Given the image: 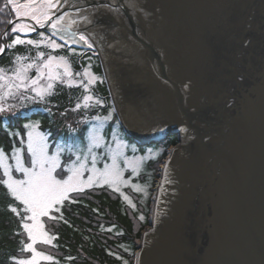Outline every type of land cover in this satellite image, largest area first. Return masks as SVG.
<instances>
[{"label":"water","instance_id":"95a60500","mask_svg":"<svg viewBox=\"0 0 264 264\" xmlns=\"http://www.w3.org/2000/svg\"><path fill=\"white\" fill-rule=\"evenodd\" d=\"M79 3L124 132L178 141L134 264H264V0Z\"/></svg>","mask_w":264,"mask_h":264},{"label":"trees","instance_id":"16d2710c","mask_svg":"<svg viewBox=\"0 0 264 264\" xmlns=\"http://www.w3.org/2000/svg\"><path fill=\"white\" fill-rule=\"evenodd\" d=\"M8 21L10 12L5 0H0V45ZM17 36V33L10 31L6 43L12 44ZM43 37L47 35L40 33L28 37V40L37 42ZM38 53L65 59L70 64L75 81L78 75H83L89 69L96 77V82L85 91L82 86H69L68 81L61 80L51 94L42 98L31 88L11 96V108L0 113V149L7 156L23 146L25 125L30 123H38L51 148H55L61 144L84 145L95 117L104 118L111 114L117 120L100 60L92 50L64 45L51 51L25 41L8 49L7 55L0 59V69L10 70L16 66L20 61H17V57H21V61L30 60L39 64L41 57ZM84 96H91L96 103L85 107ZM78 103L80 108L76 107ZM120 130L125 135L121 127ZM177 142L176 137L170 136L160 144L165 150L163 160L168 149L176 146ZM2 179L4 176L0 169ZM157 179L145 200L139 194L127 191L134 207L121 194L107 188H90L71 194L58 207L59 211L52 214L57 219H44L48 233L55 237L51 245L39 246L42 252L53 257L44 264H134L141 234L150 226L151 195ZM9 206L17 207L18 211L22 208L7 194L4 185L0 184V264H13V258L29 257V254L21 250L22 241L29 243L27 234L23 232L20 217L12 213ZM140 216L144 219L140 220Z\"/></svg>","mask_w":264,"mask_h":264},{"label":"snow or ice","instance_id":"6c2138e0","mask_svg":"<svg viewBox=\"0 0 264 264\" xmlns=\"http://www.w3.org/2000/svg\"><path fill=\"white\" fill-rule=\"evenodd\" d=\"M8 4L12 5L17 18L29 19L35 22V25L39 27H48L51 29L52 35H59L61 39L68 37L72 42H83L88 48H92L93 45L89 43V38L84 34H79L74 31V27L81 23H92V18L88 14L94 12L93 9H85L79 0H7ZM65 6L68 10H64ZM131 6H135L132 4ZM105 10L108 6L104 5ZM118 11V10H117ZM12 23V21H8ZM29 30L35 31L36 28L32 24L17 23L12 27V32L26 33ZM28 44H37L36 41L27 40ZM67 42V41H66ZM25 43L18 36L13 40L12 44L0 45V53L4 51L5 47H13L16 44ZM61 45L55 41L49 43V47L56 49ZM43 53H38L39 57H43ZM17 61L21 60V57L16 58ZM63 60V58H60ZM55 57H49L46 61L39 64H21L14 69L11 77H5L0 75V81L7 79L8 93H11L12 88L15 87L19 90L23 87L25 90L29 88L37 96L43 97L45 92H48L53 88V83L64 77H71L72 73L69 67L65 64L64 71L61 74L57 71L60 67L59 64H54ZM36 68L37 76L34 79L28 80L26 73ZM45 70H47L45 72ZM4 70L0 69V73ZM87 75V73H85ZM47 78L49 83L46 87H39V81ZM95 77L89 79V83L95 81ZM11 81H18L15 85ZM71 86V81H68ZM4 84H0V87H4ZM87 91V86H85ZM84 106L88 107V101L92 100L91 96H84ZM99 103V101H97ZM80 104H77V108H80ZM0 111H4L0 107ZM96 120H100L99 117H95ZM105 120L111 119V114L104 118ZM30 130L27 133V152L30 156L29 166H25V161L21 156L22 149L16 148L13 150L12 158L15 160V171L22 174V178L16 179L12 174V167L7 163L8 156L0 149V169H3L4 179L0 180V184H3L7 189V194L12 197L19 205H22V209L18 211L17 207L9 206V210L16 214L21 219V227L23 232L27 234L29 243L22 241V251L31 252L32 255L27 259L13 258V264H39L41 259L52 260L53 257L45 255L36 249L35 245L39 243L50 244L54 236H50L45 231V224L42 222V217H48L49 219H57V217L51 215L53 210L59 211L56 205H61L65 200L69 199V194L73 192H83L85 187H92L93 185L102 186L104 184L109 185L114 191H118V185L121 183L127 184V181L123 180V170L117 163V154L111 155V165L105 164L104 169L101 171L96 168L97 158L92 154L93 148L102 146V137L99 136V130L97 128L92 129L90 136V143L88 145V153L91 155L92 167L87 169L91 175H89L87 181L82 179L83 173L86 170L87 156L81 158L80 155L76 156V160L69 166L62 167L59 152L55 155H49L48 144L43 135L35 131L34 125H25ZM23 143V141H21ZM139 162L133 167V172L137 171ZM68 175L65 176L64 173ZM163 179L168 182V165H164ZM123 195V193H121ZM125 200L131 201L127 196H124ZM75 202V201H72ZM134 207V205H133ZM23 212V216H21ZM140 220L144 217L140 216ZM29 221L31 223H29ZM19 234V233H18Z\"/></svg>","mask_w":264,"mask_h":264},{"label":"rangeland","instance_id":"374dc122","mask_svg":"<svg viewBox=\"0 0 264 264\" xmlns=\"http://www.w3.org/2000/svg\"><path fill=\"white\" fill-rule=\"evenodd\" d=\"M5 5H6V3H5ZM17 19H22V18H17ZM33 32L34 31L29 30L26 33H21V32H14V33H19L20 36H18V37L21 40L27 41L25 38L27 36H30L31 34H33ZM51 41H55L57 44L61 45L60 47L64 46L63 45L64 41H62L61 39L55 40V39L50 38L49 36H47L46 38L43 37L41 39V41H37V44H33V45L35 47H46L51 51H55V50L60 48V47H58L56 49L50 48L49 43ZM64 44L70 46V45H79L80 43L79 42L74 43L72 41L71 42L65 41ZM48 58L49 57H46V56L41 57V61L39 63L46 61ZM29 63L36 64L30 60H26V61L20 60L18 62V64H16V66H14V67H11L10 70L2 69L4 71H3V73H0V75H5V77H11L13 75L14 69L19 67L21 64L26 65ZM54 64L60 65V67L57 68V71L60 72L61 74L64 71L65 64L69 67V69L72 73V69L70 67V64L65 59L61 60L60 58H56V60L54 61ZM46 71L47 70H45V72ZM85 73H87V75H85ZM85 73L81 76L78 75V80H76V81L74 79L73 73H72L71 77H64L63 75H61L60 79H57L55 81H51L54 86L48 92H45L43 97H45L48 94H51L52 91L55 89L56 84L58 82H60L61 80L75 81V82H71V84L72 85L75 84L76 86H82L83 89H85V86H87V89H88L91 84H94L96 82V79L93 83H89V79L91 77H93L94 75L91 72V70H89V69ZM26 76H27L28 80L36 78V76H37L36 68L33 67L32 69H30L26 73ZM49 82L50 81H48L47 78L41 79L39 81L38 86L39 87H46L47 83H49ZM7 83H8L7 79H5L4 81H0V84L5 85L4 87H0V107H2L4 109V111H0V113L6 112L11 108V96H15L16 94L19 95L18 93L21 91H28V90H25L23 87H21L19 90H17L15 87H13L11 93H8V88L6 86ZM11 83H13V85H15L16 83H18V81H11ZM91 103H96V102L92 99V100L88 101V104H91ZM104 118H100V120L94 119V121L92 122V125H91L90 132H89V137H88L86 143L84 145H80V146H72V145L66 146V145L61 144L59 146H56L55 148H51V146L47 140V136H45L40 131L39 124L38 123H30L28 125L36 126L35 131L40 133L41 135H43L45 137L47 144H48V153L50 156L55 155L57 152H59V158H60L62 167L66 168L67 166L72 164V162L76 160L77 155H80L82 159H83V157L87 156L86 170L84 171L83 176H82V179L84 181H87L89 175H91V173L87 169H90L92 167V164H91V155L92 154H94L97 158L96 168L101 170V171L104 169L105 164L111 165V163H112L111 155L113 153L117 154V163H118L119 167L123 170V180L127 181V184H124V183L119 184L118 185V189H119L118 191H114L113 188L107 184H104L102 186L93 185L92 187H85L84 191L87 189H90V188H96V187L101 188L102 187V188H107L109 190H112V191L119 193V194L123 193L122 196L124 198V196H127V191L129 190L135 194H139L142 197V199L145 200L149 195V190H150L151 186L153 185V183L156 180L158 165L160 163H162V160L165 157L164 147L161 146L160 144L159 145H153V146H147V147H139L137 144L130 141L122 133V131L120 130V127H119L120 126L119 123L117 122V120L116 121L114 120V118H115L114 116L111 115V119H109V120H105ZM94 127L99 130V136L102 137V146L97 147V148H93L92 154H89L87 149H88V145L90 143V136L92 134V129ZM29 130L30 129L26 127L25 142H24L23 146L20 148V149H22L21 156L25 161V166H29V162H30V156L27 152V133ZM12 156H13V153L10 156H8L7 163L12 167L13 177L16 179H20V178H22V174L15 171V160L12 158ZM137 162H139V167L137 168L136 172H133V167L137 164ZM1 171L3 173V169H1ZM67 175H68V173L65 172V176H67ZM73 193H75V192H73ZM71 194L72 193H70L69 196ZM151 196H153V195H151ZM129 200H130V198H129ZM61 205H56L55 207L58 208ZM131 205H133V203H131ZM54 212H55V210H53L51 215ZM46 218H48V217H42L41 218V220L44 224H45L44 219H46ZM29 223H31V222L29 221ZM45 231L48 233L47 228H46V224H45ZM53 240L54 239L51 240L50 244H44V243L38 242L35 245V247L38 251L42 252L39 249V246L40 245H51L53 243ZM25 254H29V257H26L23 259L30 258L32 255L31 252H25ZM45 255H47V254H45ZM50 261L41 259L39 261V264L48 263Z\"/></svg>","mask_w":264,"mask_h":264},{"label":"bare ground","instance_id":"6f19581e","mask_svg":"<svg viewBox=\"0 0 264 264\" xmlns=\"http://www.w3.org/2000/svg\"><path fill=\"white\" fill-rule=\"evenodd\" d=\"M7 8H8V10H9V12H10V20L12 21V23H9V25L12 24L11 29H12V27H14L15 24H17V23H28V24H32L35 28H36V27H39L38 25H35V22H34V21H31V20H29V19H24V18H22V19H17V17H16V15H15L14 11L12 10V5H11V4H7ZM9 25H8V27H9ZM8 27H7V29H8ZM39 28H41V27H39ZM42 28H43V27H42ZM7 29H6V31H7ZM11 29H10V31H11ZM6 31H5V33H6ZM10 31H9V32H10ZM9 32H8V33H9ZM5 33H4L3 37L5 36ZM8 33H7V34H8ZM40 33H42L43 35H47L48 32H46V31H44V30H39V31L35 30V31L33 32V34H31L30 36H32V35H37V34H40ZM7 34H6V35H7ZM17 34H18V36H20L19 33H17ZM30 36H27L25 39L28 40V37H30ZM3 52H4V51H3ZM3 52H2V53H3ZM7 52H8V49H7ZM7 52H6L5 56L7 55ZM2 53H0V55H1ZM5 56H4V57H5ZM4 57H3V58H4ZM72 194H73V193H72Z\"/></svg>","mask_w":264,"mask_h":264}]
</instances>
